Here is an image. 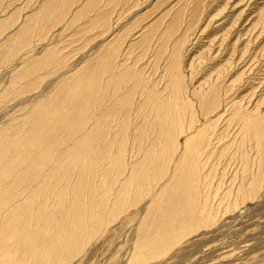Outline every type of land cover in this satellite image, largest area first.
<instances>
[{"label": "rangeland", "instance_id": "1", "mask_svg": "<svg viewBox=\"0 0 264 264\" xmlns=\"http://www.w3.org/2000/svg\"><path fill=\"white\" fill-rule=\"evenodd\" d=\"M48 1L0 0V19H17H11L0 35V173L10 168L7 164L15 161L19 144L27 147L29 138L41 135L36 140L58 144L61 135L75 146L82 132L79 135L74 128L86 123L75 113L89 102L92 120L84 128L86 132L93 124L96 138L102 139L97 160L104 176L97 181V195L89 201L92 229L84 251L68 264H264V0H203L199 9L195 0L186 4H181L185 0H59L66 7L61 12L67 13L60 24L52 23L57 14L52 13L54 7H42ZM180 7L186 12L180 14L182 21L186 19L180 74L188 84L186 101L196 107L198 124L204 128L207 121L200 115L197 97L210 96L213 91L218 108V115L214 113L208 121V139L199 147L205 152L199 168L207 214L204 227L150 257L146 250L138 249L147 245L149 236L150 222L145 218L150 197L137 175L145 174L146 166L138 164L131 175L120 176L121 181L132 176L115 197L120 199L109 201L114 196L104 190L113 184L108 179L112 180L119 166L108 162L112 154H123L128 147L139 150L147 140L148 115H140L139 110L148 102L135 108L133 115L131 108L136 96L146 92L145 87L162 86L171 43L163 41V16L180 13ZM38 8L39 19L26 20L28 25H23ZM78 12L83 14L75 19ZM106 14L108 20L98 22L97 17ZM159 19H163L162 28L146 40L148 30ZM22 27L27 33L20 36ZM236 109L242 112L232 120ZM63 119L64 124L55 126ZM47 121L54 122L51 132ZM128 134L133 135L129 138ZM152 136L149 133L148 139ZM178 141L183 143L184 137ZM73 148L87 152L84 146ZM63 160L64 156L52 170L53 174L61 171L63 184L52 181L39 191L50 206L48 217L51 223L56 221V232L69 221L72 206L82 201L78 192L82 184L77 178L80 168L73 170ZM138 160L145 158L139 156ZM32 161L16 163L20 165L16 175L23 178L24 171L34 167ZM111 188L117 189V185ZM64 189L68 198L62 208L56 196ZM155 220L153 217L152 222ZM44 237L40 235L38 248Z\"/></svg>", "mask_w": 264, "mask_h": 264}, {"label": "bare ground", "instance_id": "2", "mask_svg": "<svg viewBox=\"0 0 264 264\" xmlns=\"http://www.w3.org/2000/svg\"><path fill=\"white\" fill-rule=\"evenodd\" d=\"M189 1H181L184 2L181 4L189 3ZM195 1V8L199 9L200 6L202 7L203 0ZM48 4L49 7H54L55 11H52V13H57L55 16L53 15L52 23L57 24L59 21L62 22L67 15V13L61 12L66 9L65 5L62 7L59 0H49ZM184 7H180V13H168L166 16H163V18L166 17V22L163 26V41L169 39L171 43L169 44L170 46H167L170 49V55L167 57L165 69L164 71L161 70L163 73L162 86L160 87V84L154 83V85L149 86V88H152L151 90L145 87L146 92H142L140 96H136L134 105L131 108V115H133L135 108H140V104L148 102L145 109L139 110L140 115H148V124L145 128L147 140L139 150H136V148L134 150L130 148L129 150L128 147V150L124 151L123 154H112L108 162L118 163L119 166L117 174L113 176L112 180L108 179V181H113V184L107 191L104 190L107 194L112 193L114 196V198H109V201L120 199L115 197L123 192V186L127 182H130V178L132 177L130 176L128 180L121 181L120 176H125L128 172L131 175L132 169L138 164H141L139 165L140 167L146 166L145 174L137 173V175L138 181L145 183L141 186L142 189L147 190L145 195L150 197L149 214L145 218V221L150 222L146 230L149 236L147 245L141 246V249H138L139 251L146 250V255H150V257L157 256L162 251L168 249V247L178 243L180 239L204 227L202 226V221L207 214L206 205L204 206L201 195L202 178L199 168L205 152H202L199 147L208 139L209 133H207V129H211L208 121L211 117L215 116L214 113H217L216 116L218 115V108L213 91L210 93V96L197 97L200 115L204 118L205 122L207 121L205 129L204 126L201 127L198 124L194 112L196 107L186 101V94L189 92L188 84L187 80H184L185 77L182 78L180 75L182 68L181 57L185 39L183 33L186 32V19L182 21L180 14L184 12ZM36 11L31 17L28 16L25 19L23 25H28L26 20L30 22L34 18L39 19V8ZM184 13H182L183 16ZM60 14L61 18H59ZM82 14L78 12L74 15V18H80ZM107 16V14L104 17L98 16V22L108 20ZM11 19L17 20L15 17L6 18L5 20L0 19V35L8 27V22ZM162 20L159 19L156 24L152 25V28L148 30V35L145 37L146 40H151L155 37L156 32L162 28ZM15 25L19 24L16 23ZM22 33H27L25 27H22L18 32L20 36ZM161 91L163 92L161 93ZM136 95L138 94L136 93ZM210 99L213 100L212 103H210ZM88 105L89 102L84 103V107H81L75 113L78 117L85 119L86 123L92 120V116L90 114L88 116ZM241 112L242 110L236 109L235 116L233 112L231 119H236ZM258 119L260 120L259 117ZM64 120L66 119L62 121L57 120L58 122L55 123V126H58V123L64 124ZM85 120H83V123ZM45 122L46 120L42 124ZM47 122H51V124H48L49 131L51 132V130L55 129L51 126L54 122ZM86 123H84V127ZM92 123L98 127L97 120H94ZM262 123L264 124V122ZM84 127L81 128L76 125V128H74V131L79 132V135L82 132L81 138L75 146L70 145V142L66 138L63 139L61 135H59L60 137L58 136L59 145L50 143L49 140L45 141L46 143L36 140L37 138H42L41 135L36 136L37 138L34 140L29 138V145L27 147L22 145V143L19 144L20 149L15 153V161L7 164V168H10H6L5 172L0 173V264H68L83 253L84 243L88 239L92 229L90 217L92 212L91 207L93 206H90L91 203L89 201L92 200L95 194L97 195V181L104 176L101 173V169H104L101 167L102 163L100 164L97 160L102 139L96 138L97 134L94 132L93 124L89 125L86 132ZM248 131L252 132L251 127L248 128ZM34 132H39V129H35ZM149 133L154 138L150 137L151 139H148ZM228 134L229 132L225 133L224 136L226 137ZM43 135L46 134L44 133ZM127 136L130 138L129 134ZM181 136L184 137L183 143L178 141ZM43 137L46 138L45 136ZM47 138L49 139L50 136ZM143 139L145 138L143 137ZM209 142L208 147H211L212 141ZM77 146L86 147L87 152L82 153L74 150L75 148L73 147ZM229 146L227 144L228 148ZM25 148H27V153L23 152ZM144 154L146 157H143ZM63 156L64 160L62 163L66 162L72 165L73 170L77 167L80 168L81 174H78L77 178L82 184L78 188L82 201L77 207V204L72 206L68 213L69 221L65 222L59 232H56V221L51 223L48 217V207L50 206L44 203V195L40 192L41 195L39 196V191L48 183H52V181L60 183V185L63 184L65 179L63 181L64 176H60L61 171L55 170V174L52 172L55 165ZM139 156L141 159L145 158V161H139ZM6 159H4V162H7ZM30 160H33L32 163L34 165L32 166L34 167H31V170H29V166L27 171H24L23 178H20L18 176L20 174L16 175V169L20 165L16 166V163L22 162L26 164ZM30 171L32 172L30 173ZM12 177L13 179L10 180ZM133 178L134 180L137 179ZM5 179H7L6 182L10 181L4 183ZM66 185L70 186L67 182ZM113 185H117V189L112 190L111 187ZM157 187L158 190L156 191ZM57 188L55 190L59 191ZM61 193V196L58 194L56 196L58 199L57 203H59L60 207L65 208L68 198L66 189L62 190ZM42 208L44 209V213L40 214ZM153 217L156 218L154 222H152ZM41 234L45 236L44 243L38 248L37 243Z\"/></svg>", "mask_w": 264, "mask_h": 264}, {"label": "crops", "instance_id": "3", "mask_svg": "<svg viewBox=\"0 0 264 264\" xmlns=\"http://www.w3.org/2000/svg\"><path fill=\"white\" fill-rule=\"evenodd\" d=\"M43 6H49L48 2H46L45 4H43L42 7H43ZM61 17H62V16H61V14H60V15H59V18H61Z\"/></svg>", "mask_w": 264, "mask_h": 264}]
</instances>
